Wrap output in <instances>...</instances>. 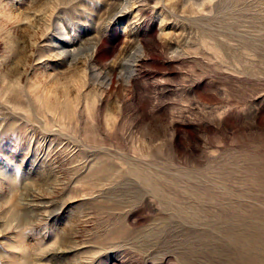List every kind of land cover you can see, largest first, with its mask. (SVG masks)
I'll return each instance as SVG.
<instances>
[{"label": "rangeland", "instance_id": "1", "mask_svg": "<svg viewBox=\"0 0 264 264\" xmlns=\"http://www.w3.org/2000/svg\"><path fill=\"white\" fill-rule=\"evenodd\" d=\"M0 264H264V0H0Z\"/></svg>", "mask_w": 264, "mask_h": 264}]
</instances>
